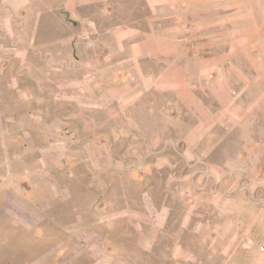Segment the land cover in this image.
Wrapping results in <instances>:
<instances>
[{"label":"crops","instance_id":"0c3cea01","mask_svg":"<svg viewBox=\"0 0 264 264\" xmlns=\"http://www.w3.org/2000/svg\"><path fill=\"white\" fill-rule=\"evenodd\" d=\"M253 1L0 0V54L12 56L2 78L7 90L0 89V211H14L15 204L37 214L42 201L49 207L42 195L66 193L51 173L63 170L65 148L80 147L62 131H97L100 123L111 131L112 117L133 109L168 116L162 129L180 133L167 146L179 153H131L122 164L148 161L160 171L204 162L212 164L210 178L233 175L226 166L242 158L239 149L231 154L226 148L249 146L252 134L242 137L241 131H264L258 126L264 118V5L253 7ZM100 115L109 120L101 122ZM140 136L136 147L161 146L160 138ZM124 139L129 146V136ZM88 146L87 155L77 149L78 159L94 168L103 163L110 172L118 167L106 145ZM130 169L127 164L120 171ZM177 176L192 177L186 170ZM189 195L195 192L169 187V205L156 219L168 214L164 220H171L172 205L185 204ZM217 197L211 207L221 218L182 225L193 228L200 248L220 264H256L264 256L258 245L264 219L251 215L243 192L226 202ZM187 234L169 239L179 243Z\"/></svg>","mask_w":264,"mask_h":264},{"label":"rangeland","instance_id":"374dc122","mask_svg":"<svg viewBox=\"0 0 264 264\" xmlns=\"http://www.w3.org/2000/svg\"><path fill=\"white\" fill-rule=\"evenodd\" d=\"M253 2V7L264 5V0ZM11 59L9 54H0L3 64L0 89L4 91L7 84L2 78L9 74ZM154 100L145 101L152 103ZM97 117L101 122L109 120V116ZM168 121V116H154L133 109L132 114L114 115L111 131L103 130L104 123L98 125L97 131L63 130L71 140L80 142V147L64 149L63 170L50 172L66 186V193L42 195L41 198L49 201V207L44 206V201L40 202L43 206L37 214L21 211L15 204L11 205L15 209L12 213L0 211V264H220L216 255L207 254L200 248L198 235L192 234L193 228L182 223L188 224L194 219L197 225L201 221L221 218L220 211L211 207L212 199L217 195L226 202L227 197L238 192H243L251 205V215L264 219V131H241L242 137L252 134L246 142L249 146L226 148L231 154L239 149L242 158L240 162L226 166L227 170L233 171V175L226 171V178L206 176L208 165L212 164L204 162L175 163L176 167H164L160 171H153L148 161L145 164L131 159L128 163L120 162L122 156L131 157V153L177 156L179 152L167 146V140L180 132L162 129ZM260 123L263 125L258 126L264 128V118ZM154 125L159 128L154 129ZM139 135H142L141 140L145 136L147 141L155 140V143L160 138L161 146L136 147L141 144ZM126 136L130 139L129 146L124 139ZM256 138L259 146L254 144ZM90 143L99 145L102 150L106 145L114 166L117 164L118 167L110 172L105 170L103 163H97L94 168L84 158L78 159L77 149L80 155H87ZM127 164L132 169L121 172V166ZM173 170L177 175L186 170L192 177L185 179L175 173L174 178ZM171 186L187 187L195 195H189L185 204L176 202L172 205L171 220H164L168 214H163L159 221L155 213L159 208L168 207L166 199ZM172 198L176 197L172 195ZM186 216L187 221H183ZM181 230L184 232L180 233ZM186 231L185 241L181 239L176 243L169 239V234L182 238ZM194 239L197 243L192 245ZM258 245L264 247V240ZM177 254L179 258L175 259ZM255 261L264 264V256H257Z\"/></svg>","mask_w":264,"mask_h":264},{"label":"built area","instance_id":"2783aa9c","mask_svg":"<svg viewBox=\"0 0 264 264\" xmlns=\"http://www.w3.org/2000/svg\"><path fill=\"white\" fill-rule=\"evenodd\" d=\"M189 27L191 28L192 26L190 25ZM84 40L86 41V45H87L88 47H92V46H93V43H92V41L89 39V37L86 36Z\"/></svg>","mask_w":264,"mask_h":264}]
</instances>
